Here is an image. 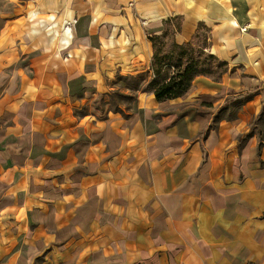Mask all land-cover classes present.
I'll return each instance as SVG.
<instances>
[{
  "label": "crops",
  "instance_id": "0c3cea01",
  "mask_svg": "<svg viewBox=\"0 0 264 264\" xmlns=\"http://www.w3.org/2000/svg\"><path fill=\"white\" fill-rule=\"evenodd\" d=\"M174 17L229 72L108 109ZM263 115L264 0H0V264H264Z\"/></svg>",
  "mask_w": 264,
  "mask_h": 264
},
{
  "label": "trees",
  "instance_id": "16d2710c",
  "mask_svg": "<svg viewBox=\"0 0 264 264\" xmlns=\"http://www.w3.org/2000/svg\"><path fill=\"white\" fill-rule=\"evenodd\" d=\"M182 19L174 17L165 24L163 35H152L149 41L153 46L151 62L152 78L146 89L154 94L158 102L176 100L183 97L192 87L197 77L204 76L220 80L229 72V65L207 52V47L200 45V24L194 39L197 43L190 42L179 45L176 41L166 48L164 40L172 31L175 35L180 31ZM247 135L246 137H248Z\"/></svg>",
  "mask_w": 264,
  "mask_h": 264
},
{
  "label": "rangeland",
  "instance_id": "374dc122",
  "mask_svg": "<svg viewBox=\"0 0 264 264\" xmlns=\"http://www.w3.org/2000/svg\"><path fill=\"white\" fill-rule=\"evenodd\" d=\"M152 34V33H151ZM166 44V48H169L175 42V35L172 31H169L168 36L164 40ZM200 45L207 47L206 55L210 53L209 51V40L207 30L201 29V40ZM147 77L144 75L136 76V77H125L119 83L120 88L114 92H111L106 98L103 99V103H107L108 109L120 111L124 115L132 112L133 106L137 101L136 94L134 91L140 90L143 87L146 88L148 83ZM130 90V91H129ZM238 106V105H237ZM237 106L234 105L231 110L232 113L235 114L237 110ZM262 128L264 131V115L262 116ZM259 152L264 155V144L260 143ZM35 264H42V260L35 262Z\"/></svg>",
  "mask_w": 264,
  "mask_h": 264
},
{
  "label": "built area",
  "instance_id": "2783aa9c",
  "mask_svg": "<svg viewBox=\"0 0 264 264\" xmlns=\"http://www.w3.org/2000/svg\"><path fill=\"white\" fill-rule=\"evenodd\" d=\"M75 25V22L74 23H67L66 26H65V31H68L69 29L71 30V32H73V27Z\"/></svg>",
  "mask_w": 264,
  "mask_h": 264
},
{
  "label": "bare ground",
  "instance_id": "6f19581e",
  "mask_svg": "<svg viewBox=\"0 0 264 264\" xmlns=\"http://www.w3.org/2000/svg\"><path fill=\"white\" fill-rule=\"evenodd\" d=\"M66 32H70V33H72L70 29H69L68 31H66Z\"/></svg>",
  "mask_w": 264,
  "mask_h": 264
}]
</instances>
